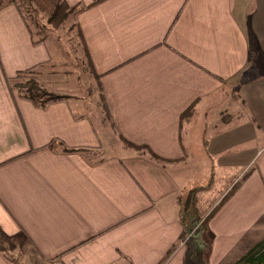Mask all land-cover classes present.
Segmentation results:
<instances>
[{
    "label": "crops",
    "instance_id": "0c3cea01",
    "mask_svg": "<svg viewBox=\"0 0 264 264\" xmlns=\"http://www.w3.org/2000/svg\"><path fill=\"white\" fill-rule=\"evenodd\" d=\"M63 1L101 109L9 89L50 59L1 6L0 264H192L202 169L194 245L233 264L264 237V0Z\"/></svg>",
    "mask_w": 264,
    "mask_h": 264
},
{
    "label": "rangeland",
    "instance_id": "374dc122",
    "mask_svg": "<svg viewBox=\"0 0 264 264\" xmlns=\"http://www.w3.org/2000/svg\"><path fill=\"white\" fill-rule=\"evenodd\" d=\"M28 21L31 28L37 34L35 38L44 37L43 41L39 44L45 46L50 59L49 63L44 67L45 73L43 75H46L42 76L43 79L40 78L44 88L55 95H63L73 99L81 98L82 102L80 103L83 106L85 105L88 111L100 110L101 106L97 88L89 73L88 63L82 46L75 35V28L71 27L73 19L71 18L64 25L55 27L48 24L45 16L39 13L34 18H29ZM71 101L74 102L73 100ZM209 172H211L210 169H202L198 172L196 179H202L203 182L197 185H189L187 189L189 191L186 192L187 196L189 194L192 195L191 193L193 195L196 194V189H199L196 186H205V184H208L206 181L211 176ZM202 206L199 209L205 208L207 201ZM202 227H204L202 221H197L192 224L189 227L188 234L184 236V242H188L190 236H196ZM201 236H203L202 232ZM191 263L203 264V256L193 254L191 256Z\"/></svg>",
    "mask_w": 264,
    "mask_h": 264
},
{
    "label": "trees",
    "instance_id": "16d2710c",
    "mask_svg": "<svg viewBox=\"0 0 264 264\" xmlns=\"http://www.w3.org/2000/svg\"><path fill=\"white\" fill-rule=\"evenodd\" d=\"M13 4L19 14L21 15L27 29L30 32L31 40L33 44H39L43 41L44 37L36 39V32L31 28L28 19L34 18L39 13L43 14L46 18V22L52 26L58 27L66 24L71 18L73 19L72 28H75V35L78 38L84 55L86 57L89 73H90V63L88 59L87 50L84 46L82 34L79 30L78 24L76 22V15L79 13L80 8L69 7L63 0H0V8L4 4ZM35 67H31L24 71H20L16 74L15 77L8 81L9 89H14L17 92L19 98L25 99L33 103L36 107H45L52 102H57L59 100L65 99V96L55 95L47 91L39 72L35 71ZM46 75V74H45ZM44 75V76H45ZM69 151H77L79 149H67ZM153 156V155H151ZM153 158H156L153 156ZM188 195L183 209V218L188 220L189 223L184 226L183 233L186 236L190 230L192 224L200 220V217L197 213V217H194V207L197 203L196 194ZM194 201V204H193ZM192 206V209L189 206ZM205 221V220H204ZM204 221L203 226H204ZM189 241L186 242L187 256L191 257L194 255H202L203 261L205 260L206 251H197L195 248L193 237H189ZM192 238V240H191ZM193 241V242H192ZM206 247V246H205ZM204 247V248H205ZM0 249L2 246L0 245ZM233 264H264V237L256 242L252 247H250L239 259H237Z\"/></svg>",
    "mask_w": 264,
    "mask_h": 264
}]
</instances>
